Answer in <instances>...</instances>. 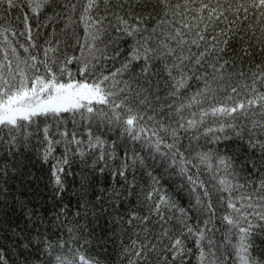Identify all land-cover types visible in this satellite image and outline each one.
Returning a JSON list of instances; mask_svg holds the SVG:
<instances>
[{"label":"snow or ice","instance_id":"snow-or-ice-1","mask_svg":"<svg viewBox=\"0 0 264 264\" xmlns=\"http://www.w3.org/2000/svg\"><path fill=\"white\" fill-rule=\"evenodd\" d=\"M0 264H264V0H0Z\"/></svg>","mask_w":264,"mask_h":264},{"label":"trees","instance_id":"trees-1","mask_svg":"<svg viewBox=\"0 0 264 264\" xmlns=\"http://www.w3.org/2000/svg\"><path fill=\"white\" fill-rule=\"evenodd\" d=\"M41 187H43V186L41 185ZM21 191L24 193L25 196L30 195V193L28 192V190H27L26 188H22ZM21 198H24V197L22 196ZM74 202H75V201L73 200V203H74Z\"/></svg>","mask_w":264,"mask_h":264}]
</instances>
